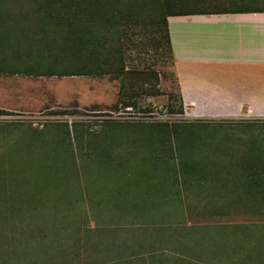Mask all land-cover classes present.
I'll return each instance as SVG.
<instances>
[{
	"label": "rangeland",
	"instance_id": "1",
	"mask_svg": "<svg viewBox=\"0 0 264 264\" xmlns=\"http://www.w3.org/2000/svg\"><path fill=\"white\" fill-rule=\"evenodd\" d=\"M151 30L129 33L125 70L116 60L103 77L40 76L37 36L33 51L19 38L0 49L4 101L43 102L0 110V264H264V125L213 134L182 122L173 56Z\"/></svg>",
	"mask_w": 264,
	"mask_h": 264
},
{
	"label": "crops",
	"instance_id": "2",
	"mask_svg": "<svg viewBox=\"0 0 264 264\" xmlns=\"http://www.w3.org/2000/svg\"><path fill=\"white\" fill-rule=\"evenodd\" d=\"M168 28L182 122L219 125L206 129L213 134L259 133L264 125V8L170 16ZM11 97L0 96V110L22 112L43 103Z\"/></svg>",
	"mask_w": 264,
	"mask_h": 264
},
{
	"label": "trees",
	"instance_id": "3",
	"mask_svg": "<svg viewBox=\"0 0 264 264\" xmlns=\"http://www.w3.org/2000/svg\"><path fill=\"white\" fill-rule=\"evenodd\" d=\"M0 0V49L16 48V38L21 47L33 51L32 40L45 45L47 57L41 52H32L42 59L43 69L40 76H90L103 77L112 74L114 62L121 63L119 72L124 69L126 42L135 30H147L151 27L152 42L157 49L165 48L172 53L168 18L191 14H205L222 8L188 6L192 0ZM24 15H26L24 17ZM24 18L21 21L13 18ZM21 28L12 31L7 26ZM52 27V38L43 41L41 34L48 36L45 25ZM43 31L42 33H40ZM129 33L131 35H129ZM38 36H41L39 39ZM25 42L27 47L22 43ZM44 42V43H43ZM134 41L132 45L138 46ZM131 45V46H132ZM128 48V47H127ZM22 51L20 54H22ZM28 54V52H27ZM64 55V58H61ZM60 63L59 71L48 66L45 61ZM29 61L31 58L29 56ZM48 62V61H47ZM49 63V62H48ZM29 68L27 67V70ZM42 69V70H43ZM47 72V73H45ZM143 74V71H136ZM148 73V71H146ZM146 73V76L148 75ZM179 99H183L179 91ZM184 108V105H183ZM182 110V109H181ZM184 114V112H183Z\"/></svg>",
	"mask_w": 264,
	"mask_h": 264
}]
</instances>
